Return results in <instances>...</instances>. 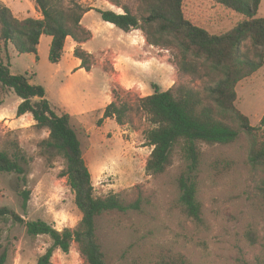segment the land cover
I'll list each match as a JSON object with an SVG mask.
<instances>
[{"label":"rangeland","instance_id":"1","mask_svg":"<svg viewBox=\"0 0 264 264\" xmlns=\"http://www.w3.org/2000/svg\"><path fill=\"white\" fill-rule=\"evenodd\" d=\"M63 1L68 5L71 0ZM75 1L118 13H123L120 6H128L141 16L139 0ZM1 4L12 11L26 9L28 17L37 18L41 13L35 0H0ZM186 9L212 33H223L243 19L212 0H190ZM258 16L264 17V0ZM82 23L94 34L86 43V49L95 54L91 72L86 68L76 70L73 56L68 53H64L58 67V63L50 59L52 37L47 35L37 54H18L10 47V69L12 74L29 75L32 84L44 87L46 98L52 104L61 106L65 98L70 100L71 109L68 110L78 114L73 117V125L82 132L80 140L92 173L95 195L106 197L117 193L127 204L140 201L138 210L113 211L97 219V235L108 263L154 264L150 253L157 247H164L184 255L190 264H264V198L258 189L264 170L255 171L249 162L254 138L243 132L233 145H201L198 198L203 203L206 225L197 227L176 207L179 189L175 179L186 166L180 149L176 150L175 163L165 176L154 178L146 172L151 148L146 146L144 134L151 125L136 109L139 95L115 89L119 100L133 105V110L123 125L114 121L98 125L102 113L96 111L104 107L112 82L99 62L104 59L100 53L107 41L116 42L125 32L111 27L95 10L87 14ZM160 51L161 56L176 65L173 51ZM151 71L144 75L134 74L149 87L141 94L153 93V84L160 85L163 90L170 88L173 83L170 79L175 75L172 65L162 66L156 60ZM175 81L176 85L184 84L194 89H203L209 84L208 78L198 79L180 73ZM237 93L236 107L250 119L251 125L258 126L264 116V65L239 83ZM20 103L21 99L14 94L5 96L0 117L5 111L7 118L13 121L18 117ZM30 123L28 118L12 124L0 122V150H11V142L17 141L26 157L31 159L27 186H23L16 174L0 173V209L15 211L26 221L44 220L59 231L74 229L82 214L64 175L65 161L58 158L54 164H49L40 156L37 144L48 133L30 127ZM222 161L229 162L230 168L217 177L214 166L216 162L223 165ZM21 189L31 191L27 209L23 207ZM0 229V256L6 251L5 264H37L52 244L47 235L29 236L25 226L19 223L2 221ZM252 234L257 237L256 243L251 241ZM52 264L86 263L74 243L68 254L56 251Z\"/></svg>","mask_w":264,"mask_h":264},{"label":"trees","instance_id":"2","mask_svg":"<svg viewBox=\"0 0 264 264\" xmlns=\"http://www.w3.org/2000/svg\"><path fill=\"white\" fill-rule=\"evenodd\" d=\"M212 1L243 19L223 33H212L188 12L186 5L190 0H139L141 16L128 6H120L123 13H118L85 6L75 0L68 5L63 0H35L43 18L24 20L18 19L8 6L0 5V107L5 96L16 95L21 99L17 116L31 114L35 121L33 127L48 133L37 144L39 154L49 164H54L58 158L65 161L64 175L82 214L76 228L59 231L44 220L26 221L15 211L0 209V222L19 223L25 226L29 236L51 238V246L37 264H52L57 250L68 254L74 243L86 264H109L97 235V219L113 211L138 210L140 201L127 204L117 193L106 197L95 195L92 173L80 140L82 132L73 125V116L56 109L46 98L45 88L32 84L29 75L12 74L10 47L18 54H37L41 37L47 35L52 37L50 59L58 63L69 37L78 43L91 38V32L82 26V19L95 10L103 21L122 31L141 30L150 45L173 51L181 75L208 78L209 84L203 89L175 84L163 90L155 85L152 94L137 97L135 101L136 109L151 125L144 134L146 146L152 148L146 163L147 174L154 178L165 176L173 167L179 148L186 166L175 179L179 189L176 207L181 215L201 227L206 225L203 203L198 198L201 145H233L244 132L254 138L249 152L250 164L255 171L264 170V116L258 126H253L235 105L239 83L264 65V17L258 16L263 0ZM74 55L82 61L83 68L91 70L94 61L90 53L78 46ZM132 110L133 105L118 97L117 102L105 108L98 125L105 119H114L123 125ZM30 161L20 144L13 141L11 150H0V173L16 174L23 186H27ZM222 162L223 165L215 163L217 177L230 168L229 162ZM258 189L264 198V178ZM19 193L27 209L31 191L21 189ZM250 237L256 243L257 237L254 234ZM150 256L154 264H190L184 255L164 247L153 249ZM6 258L5 251L0 256V264H5Z\"/></svg>","mask_w":264,"mask_h":264},{"label":"crops","instance_id":"3","mask_svg":"<svg viewBox=\"0 0 264 264\" xmlns=\"http://www.w3.org/2000/svg\"><path fill=\"white\" fill-rule=\"evenodd\" d=\"M90 7L98 8L95 5H90ZM92 11L88 12L87 14L91 13ZM13 13L20 20L29 18L26 15L27 13L26 9L25 11L23 9H18L16 11L13 10ZM37 18L38 19L43 18L42 14L40 13ZM109 24L111 27L115 26L111 23ZM82 26L91 32L92 36L89 40L93 39L94 34L92 33V31L88 27H86L83 23ZM97 27H98L97 29L99 30L100 28L99 24ZM43 38L44 36L41 37L40 44L42 43ZM86 43L87 41L83 43H78L71 37H69L66 41L62 58H64V53H68L69 56H73L76 70H82L85 68L82 67V61L79 58L75 57L74 55L75 49L78 46H80L82 49L85 48L84 50L91 54V51L86 49ZM160 50H161L160 48L154 47L147 42V39L141 30H133L131 32H125V35H120L116 42L107 41L106 47L100 53L101 55H104V59L102 62L101 59H99V62L103 66L104 70L110 74L112 82L110 83L108 99L105 100L104 107L97 110L96 113L98 114L102 113L101 116L103 117L105 108L110 103L117 102L118 96L114 92L115 89L117 90L121 89L127 93H136L139 95L138 97H145L152 94L151 91L147 94H141V92L144 91V89H149V87L144 85L143 82L139 80V77H135L134 74L144 75L146 73H152L151 68L156 65V60L162 66H165L167 64L172 65L175 75H173V77L170 79L173 80V83L170 85V88L172 87L173 84L175 85L176 82L175 80H177L178 78L179 70L177 69L176 65L170 63L167 60L166 56L160 55L162 54L160 53L161 52ZM91 55L93 57V55L95 54H91ZM93 61H95V58H93ZM60 66L61 63H58V67ZM93 67H94V63L89 72L92 71ZM170 80L168 81L169 84H170ZM155 85L158 84H153L152 86L154 87ZM54 106L59 111L68 113L73 117L78 115L68 110L69 108L71 109L70 100L68 98H65L63 100L61 106L58 105H54ZM7 117L8 116L5 115V111L1 112L0 122L12 124L14 122H19L22 118H28L29 120H31L30 127H33V125L35 124V121L31 114H25L21 117H14L13 121H10L12 118L8 119ZM102 117H100V119ZM109 121L116 122L114 119H105L102 122L101 126L106 125Z\"/></svg>","mask_w":264,"mask_h":264}]
</instances>
